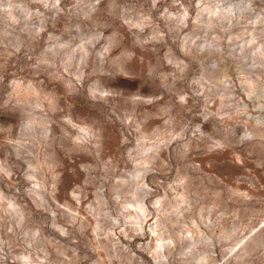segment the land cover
I'll use <instances>...</instances> for the list:
<instances>
[{"label": "rangeland", "instance_id": "1", "mask_svg": "<svg viewBox=\"0 0 264 264\" xmlns=\"http://www.w3.org/2000/svg\"><path fill=\"white\" fill-rule=\"evenodd\" d=\"M0 264H264V0H0Z\"/></svg>", "mask_w": 264, "mask_h": 264}]
</instances>
